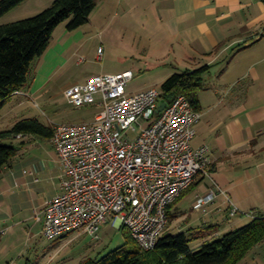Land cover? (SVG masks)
<instances>
[{
    "label": "crops",
    "instance_id": "1",
    "mask_svg": "<svg viewBox=\"0 0 264 264\" xmlns=\"http://www.w3.org/2000/svg\"><path fill=\"white\" fill-rule=\"evenodd\" d=\"M128 1L153 12L156 21L152 22L151 33H147L148 55L155 56L154 66L161 69L163 80L176 73L209 68L204 74V88L198 93L196 110L203 116L196 127L193 146L209 147L213 172L211 178H199L201 183L195 190L170 208L173 217L165 232L169 233L176 218L181 233L198 237L195 243L199 248L207 241L248 225L255 215L264 216V0ZM47 4L43 0H27L1 18L0 25L8 24L1 21L9 15L10 18L20 14L35 16L48 8ZM54 50L50 46L38 60L39 66L27 86L10 98L8 103L14 110L49 94L59 69V66L54 71L46 68L55 63ZM58 57L62 58V52ZM126 71H132L135 77L134 69L119 73ZM2 121L0 130L4 128ZM14 143L19 153L0 175L3 242L9 236L14 237L20 228L31 239L36 237V228L43 233L46 203L63 192L64 170L52 138L30 135ZM215 185L225 190L227 196L220 195L203 210H194L197 196L206 194ZM190 196V210L179 207ZM228 199L238 208L234 217L229 216ZM114 227L128 232L119 224ZM239 264H264V241Z\"/></svg>",
    "mask_w": 264,
    "mask_h": 264
},
{
    "label": "built area",
    "instance_id": "2",
    "mask_svg": "<svg viewBox=\"0 0 264 264\" xmlns=\"http://www.w3.org/2000/svg\"><path fill=\"white\" fill-rule=\"evenodd\" d=\"M133 78L132 71L100 74L64 90L74 107L102 111L92 123L52 125L64 173L62 194L44 209L48 240L73 232L97 239L113 218L143 251H152L169 227L170 208L199 178H211L209 147L193 146L202 113L184 95L167 104L161 89L128 93ZM162 102L166 107L159 113ZM220 195L226 191L213 186L197 196L194 210ZM227 203L234 217L238 208L230 199Z\"/></svg>",
    "mask_w": 264,
    "mask_h": 264
},
{
    "label": "rangeland",
    "instance_id": "3",
    "mask_svg": "<svg viewBox=\"0 0 264 264\" xmlns=\"http://www.w3.org/2000/svg\"><path fill=\"white\" fill-rule=\"evenodd\" d=\"M43 1L49 3L47 7H50L56 0ZM96 1L97 7L86 25L70 32L67 27L69 22L66 21L54 32L51 48L55 49L52 52L54 56L56 54L55 63L46 67L48 71H54L59 66L52 91L49 89L46 97L32 100L17 110H14L8 101L1 111L0 120H3L1 125L4 128L0 132L12 129L17 119L24 118L38 119L51 127L53 124L94 122L102 109L95 106L74 107L68 103L63 91L68 85L85 83L96 75L116 74L134 69L135 77L128 85V93L137 94L150 88L161 89L166 79L163 80L161 69L155 68L156 58L153 54L148 55L147 46V33H151L154 26L152 22L156 21L153 12L141 9L128 0ZM10 16L12 15L5 17L1 22H15L34 15L20 14L13 18ZM100 49L103 54L99 52ZM61 52L62 58L58 57ZM38 60L32 71L33 76L36 66H39ZM191 199V196L185 198L179 207L189 209ZM111 219L113 221L99 233L97 239L81 232H73L48 240L39 228L34 230V239L30 238L24 228L18 229L14 237L9 236L4 242L0 235V264H81L88 259H102L123 246L127 240V232L123 228L114 227L118 220ZM178 221L174 219L168 234L177 236L181 233ZM2 228L4 226H0V230ZM195 241L197 239L191 242L192 249H198Z\"/></svg>",
    "mask_w": 264,
    "mask_h": 264
},
{
    "label": "trees",
    "instance_id": "4",
    "mask_svg": "<svg viewBox=\"0 0 264 264\" xmlns=\"http://www.w3.org/2000/svg\"><path fill=\"white\" fill-rule=\"evenodd\" d=\"M26 1L0 0V19ZM96 7V0H56L33 17L0 25V112L14 94L27 86L35 62L50 48L58 26L68 21V30L76 31L90 21ZM208 69L203 67L172 75L161 86L162 99L170 104L184 95L197 109L198 93L204 88V74ZM19 135L48 139L53 136V128L37 119H25L11 130L1 131L0 175L19 153L14 143ZM200 183L197 180L181 198ZM126 237L123 246L102 259H88L81 264H239L264 241V216L255 215L248 225L207 241L198 249L191 248L192 240L197 238L187 233L177 236L165 233L155 249L147 252L137 245L129 232Z\"/></svg>",
    "mask_w": 264,
    "mask_h": 264
},
{
    "label": "water",
    "instance_id": "5",
    "mask_svg": "<svg viewBox=\"0 0 264 264\" xmlns=\"http://www.w3.org/2000/svg\"><path fill=\"white\" fill-rule=\"evenodd\" d=\"M166 107V103L165 102H162L158 112L160 113L164 108Z\"/></svg>",
    "mask_w": 264,
    "mask_h": 264
}]
</instances>
